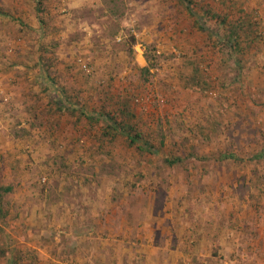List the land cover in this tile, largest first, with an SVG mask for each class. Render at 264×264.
Listing matches in <instances>:
<instances>
[{
    "label": "rangeland",
    "instance_id": "1",
    "mask_svg": "<svg viewBox=\"0 0 264 264\" xmlns=\"http://www.w3.org/2000/svg\"><path fill=\"white\" fill-rule=\"evenodd\" d=\"M197 2L244 9L264 37V0ZM259 43L240 87L176 0H0V186L12 189L0 264H264ZM193 67L204 93L184 88ZM63 89L60 115L49 96ZM118 100L165 153L192 146L203 160L164 168L160 155L100 142L80 110ZM210 120L219 129L207 139ZM226 152L242 160L219 161Z\"/></svg>",
    "mask_w": 264,
    "mask_h": 264
},
{
    "label": "trees",
    "instance_id": "2",
    "mask_svg": "<svg viewBox=\"0 0 264 264\" xmlns=\"http://www.w3.org/2000/svg\"><path fill=\"white\" fill-rule=\"evenodd\" d=\"M176 1L183 7L187 17L192 19L193 32L204 35L210 44L209 48L211 50L225 53L228 59L233 62L237 69L234 83L241 87L244 58L248 54L247 52L251 51L257 44H260L259 41L264 40L263 33L258 30V26L253 21L252 16L245 13L244 9H240L239 12L241 13L234 17L232 10L235 5L232 3L222 11L216 12L213 9L200 7L197 0ZM222 5L225 4L222 2ZM184 79L186 81L184 88L188 89L191 94L204 93L209 88V85L201 76V71H198L196 67H193L191 75ZM62 93L63 97L61 100H55L53 96H49V99L51 101L54 100L52 107H54L55 111L60 115H65L70 113L71 105L69 101H66L67 95L64 89ZM131 102L130 100L123 102L118 100L114 105L112 103L109 104V109L104 110L93 109L85 111V109H81L79 116L85 120L87 126H91L92 129H99V132L94 134L100 142L114 143L116 140H120L125 144L126 149L133 148L141 154H149L151 156L160 155L162 156L161 164L164 168L182 166L189 161L203 160L204 156L200 158L198 153L194 152L192 146L179 145L180 149L172 147L173 149L165 153L163 150L165 147L163 139L157 145L152 135L141 128L142 125H140L134 111L131 109ZM218 129V122L210 120L205 125H202L198 132L200 136L212 139L213 135H218ZM226 153L228 154L220 155L218 160H230L232 162L242 160L237 159L238 157L235 154ZM254 157L257 161L263 160L264 149L256 153ZM11 190L10 186H0V218L2 219L5 217V196ZM6 250L7 248L0 244V255H3L4 258H8ZM18 253L20 254V252ZM9 257H12V253ZM18 260L22 261L19 255L18 257L13 256L8 264H17Z\"/></svg>",
    "mask_w": 264,
    "mask_h": 264
}]
</instances>
